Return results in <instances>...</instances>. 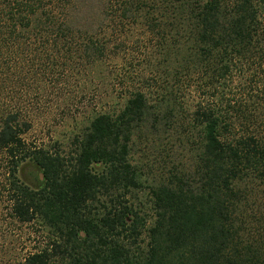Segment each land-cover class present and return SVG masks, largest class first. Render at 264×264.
<instances>
[{"label":"trees","instance_id":"trees-1","mask_svg":"<svg viewBox=\"0 0 264 264\" xmlns=\"http://www.w3.org/2000/svg\"><path fill=\"white\" fill-rule=\"evenodd\" d=\"M0 264H264V0H0Z\"/></svg>","mask_w":264,"mask_h":264},{"label":"rangeland","instance_id":"rangeland-1","mask_svg":"<svg viewBox=\"0 0 264 264\" xmlns=\"http://www.w3.org/2000/svg\"><path fill=\"white\" fill-rule=\"evenodd\" d=\"M134 55L136 63L138 62V64H140L138 66L144 69L145 66L142 62L146 55H141L136 52ZM76 75L81 77V79L87 77L86 79L89 80V78L93 76V73L89 71L86 76L77 73ZM77 82L82 86L87 83L83 79ZM43 89V92L38 95L39 103L35 102V97L34 102L30 103L29 106L28 117L30 118L32 129L28 138L30 141H37L49 150L60 149L64 155H67L75 149V142H73L75 136L80 134L97 114L103 113L114 107L118 108L123 102L121 100L106 97L104 104L107 105H105L103 109L97 108L93 110L92 107H89L88 110L84 112V110L78 111L67 108L70 102V100H68L70 99L69 96L66 95L65 97L61 93L57 94V92H54L51 88L44 86ZM20 177L25 183L32 187L37 185L39 179L37 171L31 164L23 167Z\"/></svg>","mask_w":264,"mask_h":264}]
</instances>
